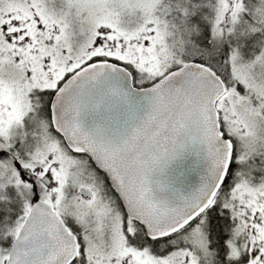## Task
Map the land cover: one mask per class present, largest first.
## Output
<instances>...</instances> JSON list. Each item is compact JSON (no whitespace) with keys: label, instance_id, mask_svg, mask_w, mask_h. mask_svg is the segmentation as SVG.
<instances>
[{"label":"snow or ice","instance_id":"snow-or-ice-1","mask_svg":"<svg viewBox=\"0 0 264 264\" xmlns=\"http://www.w3.org/2000/svg\"><path fill=\"white\" fill-rule=\"evenodd\" d=\"M0 264H264V0H0Z\"/></svg>","mask_w":264,"mask_h":264}]
</instances>
